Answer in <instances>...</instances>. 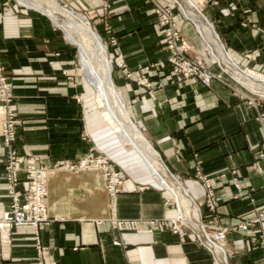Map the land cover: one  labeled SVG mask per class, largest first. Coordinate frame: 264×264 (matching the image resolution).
Instances as JSON below:
<instances>
[{
  "label": "crops",
  "instance_id": "obj_1",
  "mask_svg": "<svg viewBox=\"0 0 264 264\" xmlns=\"http://www.w3.org/2000/svg\"><path fill=\"white\" fill-rule=\"evenodd\" d=\"M15 1L0 0V67L15 113V151L38 158L46 169L103 157L120 170L123 182L111 203L101 173H52L48 222L36 231L12 229L8 242L0 244V264H215L199 240L206 242L201 227L185 222L191 230L172 232L171 222L183 220L184 212L103 118L95 95L79 80L71 52L49 38L53 30L45 15ZM61 1L97 18L127 117L179 184L189 213L198 215V223L211 221L226 229L222 252L212 248L216 264H264V221L254 222L264 210L257 120L264 113V90L248 97L246 90L223 82L212 81L209 87L195 80L174 82L148 0ZM194 1L193 11L203 19L185 9L182 13L205 50L235 77L233 69L264 87V0ZM175 19L188 42V56L201 57L204 47L192 28L179 16ZM141 79L151 87L139 85ZM4 119L0 103V126ZM5 155L0 139V217L9 205ZM202 180L208 181L217 204L213 220Z\"/></svg>",
  "mask_w": 264,
  "mask_h": 264
},
{
  "label": "built area",
  "instance_id": "obj_2",
  "mask_svg": "<svg viewBox=\"0 0 264 264\" xmlns=\"http://www.w3.org/2000/svg\"><path fill=\"white\" fill-rule=\"evenodd\" d=\"M157 21L164 33V42L170 53L166 59L169 67V73L174 82H186L189 80L198 81L202 86L209 87L212 81L223 82L220 74L208 71L205 62L200 59H190L186 57L189 49L184 42L180 43V37L176 29L174 16L171 10H166L157 6L155 10ZM210 64H214L210 62ZM225 84V83H224ZM139 85L150 88V83L146 79L139 80ZM227 85V84H226ZM161 87V84H158ZM0 103L5 109V119L0 126V139L2 146L6 151V194L9 199L8 209L0 217V244L7 243L10 232L18 227H31L35 231L48 222L46 198L48 195V179L52 170L43 168L38 165V158L24 157L19 155L14 149L16 140L15 113L11 105V97L8 95L6 79L3 70L0 67ZM257 120L262 128V139L259 145V157L264 165V113L257 114ZM95 169L100 171L105 178V188L108 198L113 202L116 196L121 192L123 182L122 173L109 160L103 157L84 158L79 162L78 167H67L66 171H79ZM21 175L23 176L21 178ZM206 190V206L208 209V218L213 220L212 216L217 206L207 180H203ZM238 187V184H237ZM264 221V210L257 218L256 223ZM202 229L206 232L213 231L211 237H207V242L201 241L202 246L211 252L210 245L219 247L225 240L226 229L221 228L211 221L207 224L201 223ZM181 228L185 227L179 222V219L171 222V230L177 234ZM37 250L40 247L37 245Z\"/></svg>",
  "mask_w": 264,
  "mask_h": 264
},
{
  "label": "bare ground",
  "instance_id": "obj_3",
  "mask_svg": "<svg viewBox=\"0 0 264 264\" xmlns=\"http://www.w3.org/2000/svg\"><path fill=\"white\" fill-rule=\"evenodd\" d=\"M18 2L24 7L39 10L49 16V18H51V20L53 21V25L61 32H63L66 41L71 45H75L76 47H78L80 63L83 67V71L85 72L84 76L88 81V84H90V86L97 93L98 100L101 103L106 116L115 126L116 134L125 144L131 146L141 156L159 184L169 192H171L172 196L178 203V207L184 212V220L194 227L199 228L198 215L195 214L192 216L189 213L190 207L185 201V195L182 189L175 183L173 178L169 174H167V172L165 171L166 169L164 170L160 166V160L158 161L157 155L152 151V149L149 147L148 143L138 132V130H136V128L129 123V120L127 119V116L124 112L123 100L119 92L114 88L111 82V66L107 58V49L106 46L102 43L100 37L97 34L93 33V31H91L87 23L80 22L78 20V16L74 17L73 13L64 14L54 2L49 1L50 3L48 5L41 6L32 4L34 2L30 3L31 1L29 2V0H18ZM182 4L184 5L185 10L191 12V14L197 13L203 19V16L199 12H194L196 10L191 4H188L185 1H182ZM189 5L191 6L189 7ZM209 31L210 30H207V35L209 34ZM216 38L218 42H220L217 36ZM221 47L224 50L222 45ZM224 53L226 54L225 50ZM209 62L214 63L211 56ZM230 63L231 65H233L231 61ZM233 66L236 67L235 65ZM220 67H222L224 71L230 74L227 68H225L224 66ZM233 70L238 78L245 81L241 77L242 75L238 74V71H236L235 69ZM231 77L233 78L232 75ZM247 85L250 86L248 81ZM160 163L162 164L161 161ZM179 222L186 227V224L182 219H179ZM200 227L202 228L201 223ZM202 231L205 235L206 242L201 239L200 240L204 243H208V235L203 229ZM210 248L211 250L212 248H215L219 252H222L219 247L210 245Z\"/></svg>",
  "mask_w": 264,
  "mask_h": 264
},
{
  "label": "rangeland",
  "instance_id": "obj_4",
  "mask_svg": "<svg viewBox=\"0 0 264 264\" xmlns=\"http://www.w3.org/2000/svg\"><path fill=\"white\" fill-rule=\"evenodd\" d=\"M18 1V0H17ZM31 1V2H30ZM54 2L57 6H58V8H60V10L64 13V14H66V13H73L74 14V17H77L78 16V20L80 21V22H84V23H87L88 25H89V27H90V29H91V31H93V33H95V34H97L99 37H100V39H101V41H102V43L105 45L106 44V41L104 40V38L101 36V33H100V28L97 26V23H96V20H97V18H94V17H92V15H87L86 13H84V11H79V10H76L75 8H72L69 4L68 5H66V4H64V3H62V1L61 0H29V2L30 3H32V2H34V3H32V4H36V5H48L50 2ZM178 1H180V4H179V6H178V3L175 1H173V0H163L162 1V3L160 4V3H158V1H155V0H148V2H149V4L150 5H152V7H153V10H154V14H155V16H156V12H155V10H157V6H159V7H162V8H164V9H168V10H171L172 11V14H173V16H174V21H175V25H176V29H177V31H178V35H179V37H180V43H182V42H184V43H186L187 45H188V42H187V40L183 37V35H182V33H180V31L178 30V28H177V21H176V17L177 16H179L185 23H188L189 24V26L192 28V30H193V33H194V36L196 37V40H197V42H201V44L203 45V47H204V53H203V55L201 56V57H199V58H191V57H189L188 56V53H189V51H190V49H188L187 50V52H186V57H188V58H190V59H200L202 62L204 61L206 64H205V66H206V68L208 69V71H210V72H212V73H216V74H220L222 77H223V81H224V83L225 84H227L228 86H230V87H232V88H234V89H242V90H246L247 91V94H248V97H253V95L251 94V92L252 93H254V94H258V93H260V92H263V90H264V87L262 86V84H260V82H256V81H253L252 80V78H243V76H241L245 81H243L242 79H240V78H238V77H235L234 76V74H233V72H231L227 67H226V65H225V62H223L224 64L222 65L221 64V66H224L225 68H227V70L230 72V74L233 76V78H235L234 80L235 81H237L238 83H240V84H238V83H236L235 81H233L232 80V77H231V75L230 74H228L226 71H224L223 69H222V67H220L219 66V60L218 59H216V57H214V56H212L211 58H212V60L214 61V64H210V56L209 55H211L210 53H209V51H207V50H205V44L203 43V41H202V38L200 37V35L196 32V30H195V28L193 27V25H192V23L189 21V20H187L188 18L186 17V16H184V14L182 13V12H184V5L182 4V1L183 0H178ZM185 2L186 3H188V4H191L190 3V1L189 0H185ZM12 3L13 4H17L16 3V1L15 0H12ZM19 3V2H18ZM192 3H194V5H195V7L197 8V4H196V2L194 1V0H192ZM192 5V4H191ZM191 5H189V7L191 6ZM22 6V5H21ZM193 6V5H192ZM180 7V8H179ZM195 7H194V9H195ZM27 8V7H26ZM181 9V10H180ZM34 10V9H33ZM103 10L104 11H107L108 10V6H104L103 7ZM36 11H38V12H40L41 14H43V15H45V16H43L46 20H47V23H48V27L49 28H51L53 31V33L51 32V36L49 37V38H51V39H53V38H55V39H58V42H59V44L61 43L62 45H63V47L65 46V48H68V50H69V52H71V54L73 55V57H74V60H75V65H74V67H76L77 69H78V74L80 75L79 76V80L80 81H82L83 82V84H84V86L87 88V90L90 92V94H91V96H92V98H94V95H95V101H96V104H97V106L100 108L99 109V112H101V114H102V116H103V118L110 124V126L113 128V130L115 131V126L112 124V122H111V120L106 116V114H105V112H104V109L102 108V106H101V103L99 102V100H98V97H97V93L94 91V89L90 86V84H88V81L86 80V78H85V72L83 71V67H82V65H81V63H80V55H79V49H78V47H76L75 45H71L70 43V45L67 43V42H65V36H64V34H63V32H61L58 28H56L54 25H53V21L51 20V18H49V16H47L46 14H44V13H42L41 11H39V10H36ZM37 13V12H36ZM48 17V18H47ZM81 19V20H80ZM158 18H157V16H156V20H157ZM157 24H158V21H157ZM213 25V24H212ZM158 26L160 27V25L158 24ZM160 29L162 30V28L160 27ZM162 36H163V43H164V47H165V49H166V52H167V58L169 57V55H170V53H169V51H168V49H167V47H166V45H165V42H164V40H165V38H164V33H163V30H162ZM219 39H220V41L222 42V40H221V38L219 37ZM222 44H223V42H222ZM107 46V45H106ZM188 47H189V45H188ZM108 49V48H107ZM209 53V54H208ZM107 55H108V57L107 58H109V53L107 52ZM218 56V58L219 59H221V61H222V58H223V56L224 55H220V54H218L217 55ZM222 57V58H221ZM166 58V59H167ZM224 58H225V56H224ZM226 59V58H225ZM110 60V59H109ZM108 60V61H109ZM228 60V59H227ZM218 64H217V63ZM229 62V61H228ZM110 63H111V61H110ZM230 63V62H229ZM112 65V64H111ZM110 65V66H111ZM168 66V65H167ZM169 68V67H168ZM233 68V67H232ZM113 69H112V67H111V77H110V79H111V82H112V84H113V86H114V88L118 91V88L115 86L116 84H115V82H114V79H113ZM4 77H5V75H4ZM250 77H253V76H251L250 75ZM5 79H6V85H7V78L5 77ZM247 81L248 82H251V83H254L255 85H257V89H253V88H251L250 86H248L247 85ZM149 83H150V81H148ZM219 82V81H218ZM151 84V83H150ZM145 88V87H144ZM145 89H148V88H145ZM250 90V91H249ZM119 92V91H118ZM120 94V93H119ZM121 96V95H120ZM123 105H124V103H123ZM124 112H125V109H124ZM125 114H126V112H125ZM126 116H127V114H126ZM127 119H128V117H127ZM129 120V119H128ZM130 124H131V122H129ZM132 125V124H131ZM133 126V125H132ZM119 137V136H118ZM120 138V137H119ZM149 145V144H148ZM131 147V146H130ZM150 147V146H149ZM151 148V147H150ZM159 161V160H158ZM79 162H80V160H78V161H76V162H73V163H70V164H68V165H66L65 163H62V164H55L51 169H49V170H52L51 172H50V175L52 174V173H58V172H62V171H66L65 170V168H67V167H74V168H76V167H78V165H79ZM159 164H160V162H159ZM161 166V165H160ZM86 171H93V172H99V173H101L100 171H98V170H95V169H87V170H79V171H71V173H77V172H86ZM70 172V171H69ZM101 175H102V177H103V179H104V189H105V193H106V195H107V192H106V188H105V178H104V176H103V174L101 173ZM155 178V177H154ZM176 180V179H175ZM177 181V180H176ZM203 181V180H202ZM178 182V181H177ZM176 183V182H175ZM177 185H179L178 183H176ZM203 186H204V183H203ZM162 187V186H161ZM163 188V187H162ZM204 190H205V188H204ZM172 195V194H171ZM107 197H108V195H107ZM205 197H206V190H205ZM108 200L112 203L113 202V200H112V198H108ZM215 200V199H214ZM198 210V209H197ZM180 211V210H179ZM180 216H182V218H183V220H184V215L180 212ZM184 222H187V221H185L184 220ZM188 223V222H187ZM203 224H207L206 222H202ZM200 224V223H199ZM187 226V225H186ZM192 226V225H191ZM193 227V226H192ZM194 228V227H193ZM199 228H200V225H199ZM189 230V229H188ZM208 232V230H206V233Z\"/></svg>",
  "mask_w": 264,
  "mask_h": 264
},
{
  "label": "water",
  "instance_id": "obj_5",
  "mask_svg": "<svg viewBox=\"0 0 264 264\" xmlns=\"http://www.w3.org/2000/svg\"><path fill=\"white\" fill-rule=\"evenodd\" d=\"M130 122V121H129ZM132 124V123H131ZM169 174V173H168Z\"/></svg>",
  "mask_w": 264,
  "mask_h": 264
}]
</instances>
